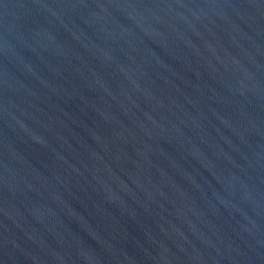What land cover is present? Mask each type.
I'll use <instances>...</instances> for the list:
<instances>
[{"label": "water", "instance_id": "1", "mask_svg": "<svg viewBox=\"0 0 264 264\" xmlns=\"http://www.w3.org/2000/svg\"><path fill=\"white\" fill-rule=\"evenodd\" d=\"M0 264H264V0H0Z\"/></svg>", "mask_w": 264, "mask_h": 264}]
</instances>
